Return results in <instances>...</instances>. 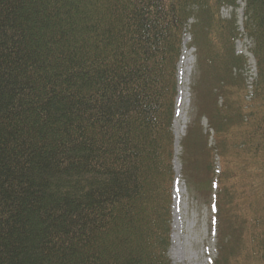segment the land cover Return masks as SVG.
<instances>
[{
  "label": "trees",
  "instance_id": "16d2710c",
  "mask_svg": "<svg viewBox=\"0 0 264 264\" xmlns=\"http://www.w3.org/2000/svg\"><path fill=\"white\" fill-rule=\"evenodd\" d=\"M221 1L0 0V264H171L176 64L197 10L191 46L229 42ZM245 16L254 96L212 49L223 76L206 94L194 80L181 143L188 191L209 207L217 158L243 187L264 181V0ZM241 244L244 264H264V236Z\"/></svg>",
  "mask_w": 264,
  "mask_h": 264
},
{
  "label": "rangeland",
  "instance_id": "374dc122",
  "mask_svg": "<svg viewBox=\"0 0 264 264\" xmlns=\"http://www.w3.org/2000/svg\"><path fill=\"white\" fill-rule=\"evenodd\" d=\"M228 1H232L236 5H228ZM239 5L241 8H239ZM244 8L245 1L239 3V1L234 0H222L220 2L214 11L221 20L230 22V24L226 22L222 28H219L220 32L225 35L227 26L230 27L232 33L227 37L229 42L225 43L222 40L210 42L206 51H202V53H199L196 47L192 48L190 46L193 45L194 25L197 23L198 17L206 12L195 11L196 18L190 20L186 25L182 39L181 55L176 64L177 77L179 74V80L181 81H178L179 102L172 127V133L176 137L180 131L178 124L187 125L186 113L190 99L195 95L194 80H196V93L206 94L223 76L216 71L219 63L208 56L212 49L220 51L223 59L232 68L231 75L241 77L248 86L249 92H252L257 73L253 74L251 72V66L255 64V60L251 55L253 39L245 28ZM185 36H187V44L184 40ZM185 47L193 49V52L189 50L184 52ZM237 55H243L244 64L239 65L237 63ZM188 60L191 61L189 71L185 63ZM229 61H231V64ZM180 62H182V66ZM180 77L182 78L180 79ZM182 85H184L182 88L185 91L184 93L180 92ZM200 120L204 121V118L200 117ZM204 126L206 128V121H204ZM185 131L186 127L182 131V138L185 136ZM206 133V131H203L204 135ZM181 140L179 143L174 140L176 151L179 150V154L178 158L172 162L175 176H180L177 185L180 188L176 189L175 187L178 195L175 194L176 197L174 196L171 206V243L168 249L171 264H215L216 260L223 258H225L227 264H244L243 260L248 258L247 256L252 258L253 255H241L244 252L241 244L243 237L250 239L252 237L255 242H259V239L264 236V181L252 182L247 187H243L238 175V173L241 174L240 167H234L236 176H231V170L229 168L225 170L221 159L217 158L215 170L216 175L222 179V188L215 189L216 194L213 201L219 209L216 212L203 201L194 198L188 191L186 180L182 175L183 167L180 161L182 154ZM214 142L215 135L210 137L208 146L211 147ZM197 160L203 162L202 157H198ZM231 181L233 186L228 188L227 184ZM175 191L173 190V194ZM251 229L252 234L250 236ZM232 247H234V255H230Z\"/></svg>",
  "mask_w": 264,
  "mask_h": 264
},
{
  "label": "bare ground",
  "instance_id": "6f19581e",
  "mask_svg": "<svg viewBox=\"0 0 264 264\" xmlns=\"http://www.w3.org/2000/svg\"><path fill=\"white\" fill-rule=\"evenodd\" d=\"M240 13V12H239ZM183 57V56H182ZM184 61V60H183ZM181 63V62H180ZM184 63V62H183ZM186 64H187V70L189 71L190 69H191V61H186L185 62ZM184 65V64H183ZM186 72V71H185ZM185 74V73H184ZM181 82V81H180ZM183 86L184 85H182L181 87H180V92L181 93H184L185 91H183L182 90V88H183ZM183 95V94H182ZM184 97V96H183ZM180 99H181V97H180ZM179 102V101H178ZM183 104V103H182ZM182 107V106H181ZM184 108V107H183ZM180 109V108H179ZM180 116V115H179ZM185 120V119H184ZM182 122V121H181ZM178 127L180 128V131H179V133L177 134V143H179V139H180V137H181V134H182V131H183V129H184V126H182V124H178ZM177 131V132H178ZM180 147V146H179ZM178 154H179V150H177V152H176V155L178 156ZM179 163V162H178ZM178 172V171H177ZM177 174H179V173H177ZM178 177H180V176H178ZM180 188V186L178 187L177 186V189H179Z\"/></svg>",
  "mask_w": 264,
  "mask_h": 264
},
{
  "label": "clouds",
  "instance_id": "9594fccd",
  "mask_svg": "<svg viewBox=\"0 0 264 264\" xmlns=\"http://www.w3.org/2000/svg\"><path fill=\"white\" fill-rule=\"evenodd\" d=\"M179 99V94L178 95H176V97H175V100H178ZM192 99V98H191ZM191 99H190V101H191Z\"/></svg>",
  "mask_w": 264,
  "mask_h": 264
}]
</instances>
